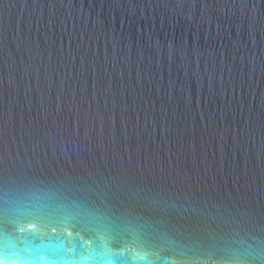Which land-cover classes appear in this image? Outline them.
<instances>
[{
	"label": "water",
	"instance_id": "1",
	"mask_svg": "<svg viewBox=\"0 0 264 264\" xmlns=\"http://www.w3.org/2000/svg\"><path fill=\"white\" fill-rule=\"evenodd\" d=\"M264 264V0H0V248Z\"/></svg>",
	"mask_w": 264,
	"mask_h": 264
},
{
	"label": "clouds",
	"instance_id": "2",
	"mask_svg": "<svg viewBox=\"0 0 264 264\" xmlns=\"http://www.w3.org/2000/svg\"><path fill=\"white\" fill-rule=\"evenodd\" d=\"M0 264H109L104 256L95 252L87 254L75 250H62L49 254L43 250H21L9 243L5 238L2 248H0ZM144 264H157L154 260H145ZM159 264H182L177 260L164 259Z\"/></svg>",
	"mask_w": 264,
	"mask_h": 264
}]
</instances>
